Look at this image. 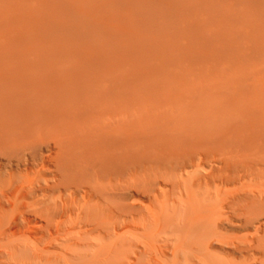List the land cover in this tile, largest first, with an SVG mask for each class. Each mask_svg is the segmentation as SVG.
I'll use <instances>...</instances> for the list:
<instances>
[{"label":"rangeland","instance_id":"1","mask_svg":"<svg viewBox=\"0 0 264 264\" xmlns=\"http://www.w3.org/2000/svg\"><path fill=\"white\" fill-rule=\"evenodd\" d=\"M0 81V87L32 86L57 109L75 105L70 112L78 126L86 123L82 114L104 117L120 100L132 115L152 113L154 102L168 98L215 103L229 119L224 127L240 132L239 144L261 148L264 0H0ZM69 136L68 147L81 144ZM51 145L44 156L58 151ZM2 149L0 264H248L251 258L237 246L255 231L237 229L238 221L205 254L191 247L188 223L208 196L190 185L161 184L155 195L131 191L125 228L108 238L83 237L89 229L75 224L79 212L56 214L53 203L61 210L74 200L82 206L84 189L49 190L50 174L31 182L38 169L17 168ZM194 175L189 168L181 177L190 184ZM40 212L53 217L52 227ZM92 244H106L111 254L100 255Z\"/></svg>","mask_w":264,"mask_h":264},{"label":"bare ground","instance_id":"2","mask_svg":"<svg viewBox=\"0 0 264 264\" xmlns=\"http://www.w3.org/2000/svg\"><path fill=\"white\" fill-rule=\"evenodd\" d=\"M115 103L104 117L82 114L87 120L78 126L70 112L75 105L57 109L32 86L4 84L0 87L1 155L29 173L38 169L31 182L53 175L49 190L84 189L82 206L74 200L61 210L53 203L56 214L79 212L75 224L89 229L83 237L104 234L108 238L125 228L132 213L131 191L155 195L161 184L174 190L189 185L206 189L205 204L216 203L195 209L188 223L191 247L205 254L214 240L223 238L225 228L238 221L237 229L255 234L246 236L237 249L251 256L248 264H264V224L258 225L264 217V147L239 144L240 132L224 127L229 119L215 103L168 98L154 102L152 113L133 115L125 100ZM67 135L80 138L81 144L68 147ZM51 144L58 151L46 157L43 150L52 152ZM214 162L218 166L211 172L200 171ZM189 168L195 170L190 184L181 177ZM39 215L48 227L53 226L52 216ZM92 245L100 246L104 257L111 254L106 244Z\"/></svg>","mask_w":264,"mask_h":264}]
</instances>
